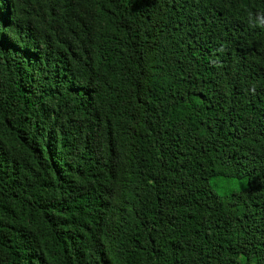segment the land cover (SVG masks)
<instances>
[{
	"label": "trees",
	"instance_id": "trees-1",
	"mask_svg": "<svg viewBox=\"0 0 264 264\" xmlns=\"http://www.w3.org/2000/svg\"><path fill=\"white\" fill-rule=\"evenodd\" d=\"M0 264H264V0H0Z\"/></svg>",
	"mask_w": 264,
	"mask_h": 264
},
{
	"label": "rangeland",
	"instance_id": "rangeland-1",
	"mask_svg": "<svg viewBox=\"0 0 264 264\" xmlns=\"http://www.w3.org/2000/svg\"><path fill=\"white\" fill-rule=\"evenodd\" d=\"M211 185L220 195H229L235 191L241 190L243 184L236 180L218 178L211 180Z\"/></svg>",
	"mask_w": 264,
	"mask_h": 264
}]
</instances>
